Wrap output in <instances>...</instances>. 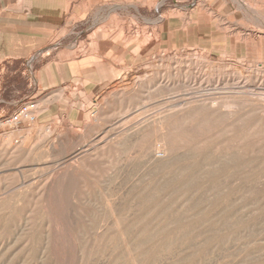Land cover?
<instances>
[{
  "label": "rangeland",
  "instance_id": "rangeland-1",
  "mask_svg": "<svg viewBox=\"0 0 264 264\" xmlns=\"http://www.w3.org/2000/svg\"><path fill=\"white\" fill-rule=\"evenodd\" d=\"M74 21L81 48L144 25ZM96 103L78 127H0V264H264V64L163 48Z\"/></svg>",
  "mask_w": 264,
  "mask_h": 264
},
{
  "label": "crops",
  "instance_id": "crops-1",
  "mask_svg": "<svg viewBox=\"0 0 264 264\" xmlns=\"http://www.w3.org/2000/svg\"><path fill=\"white\" fill-rule=\"evenodd\" d=\"M166 1L158 8L154 0H0V118L35 100L38 126L84 125L108 89L163 48L264 64V0ZM128 9L144 24L141 36L93 30L80 47L74 16L88 23L96 12Z\"/></svg>",
  "mask_w": 264,
  "mask_h": 264
},
{
  "label": "built area",
  "instance_id": "built-area-1",
  "mask_svg": "<svg viewBox=\"0 0 264 264\" xmlns=\"http://www.w3.org/2000/svg\"><path fill=\"white\" fill-rule=\"evenodd\" d=\"M37 103L30 100L23 103L14 113L5 116L0 121V127L17 128L24 122H36L37 120Z\"/></svg>",
  "mask_w": 264,
  "mask_h": 264
},
{
  "label": "bare ground",
  "instance_id": "bare-ground-1",
  "mask_svg": "<svg viewBox=\"0 0 264 264\" xmlns=\"http://www.w3.org/2000/svg\"><path fill=\"white\" fill-rule=\"evenodd\" d=\"M226 103H227V102H226ZM232 103H233V102H232ZM148 120H149V119H148ZM145 122H146V121H145ZM145 122L143 123V121H142V122L138 125V127H139V126L143 127L144 124H148V123H145ZM165 124H166V123H165ZM165 124H164V125H165ZM160 126H161V125H160ZM136 127H137V126H136ZM141 127H140V128H141ZM154 127H155V126H154ZM145 128H146V127H145ZM167 128H168V127H167ZM148 129H149V128H148ZM133 130H134V129H133ZM133 130H132V131H133ZM165 130H166V129H165ZM134 131H135V130H134ZM161 131H162V130H161ZM136 134L139 136V132H137ZM141 134H142V133H141ZM164 136H165V132H164ZM130 138H132V137H130ZM135 138H136V137H135ZM137 138H138V137H137ZM158 142H159V141H158ZM161 144H162V143H161ZM156 149H157V156H155V158H156V157H159V158L161 159V157L165 156V154H161V153L158 154V149H159L158 147H157ZM165 150H166V149H165ZM153 152H154V151H153ZM155 152H156V151H155ZM155 155H156V154H155ZM153 156H154V155H153Z\"/></svg>",
  "mask_w": 264,
  "mask_h": 264
}]
</instances>
